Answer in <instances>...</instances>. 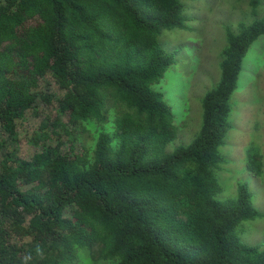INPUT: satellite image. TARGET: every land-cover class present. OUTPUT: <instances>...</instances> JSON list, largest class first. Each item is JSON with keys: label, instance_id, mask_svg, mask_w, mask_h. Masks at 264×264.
<instances>
[{"label": "trees", "instance_id": "16d2710c", "mask_svg": "<svg viewBox=\"0 0 264 264\" xmlns=\"http://www.w3.org/2000/svg\"><path fill=\"white\" fill-rule=\"evenodd\" d=\"M192 1L0 0V133L13 144L29 112L56 110L27 137L30 160L0 136V264H264V246L238 238L261 216L248 185L220 201L216 177L264 18L227 28L193 108L166 81L181 51L202 64L167 42L197 31ZM242 1L257 16L261 0ZM250 134L245 172L259 177L264 135Z\"/></svg>", "mask_w": 264, "mask_h": 264}, {"label": "rangeland", "instance_id": "374dc122", "mask_svg": "<svg viewBox=\"0 0 264 264\" xmlns=\"http://www.w3.org/2000/svg\"><path fill=\"white\" fill-rule=\"evenodd\" d=\"M256 15L253 16L247 1H192L189 16L197 21L192 22L197 31L188 35L187 32L180 30L168 32L167 42H169L168 46L171 49H174L175 45H189L194 49L196 47L197 50H193V53L202 60L200 66L195 70H190L189 63L194 56L186 51L179 53L177 68L173 69L172 72L170 70L166 80L168 84H176L178 97L188 95L191 98L193 95V102L190 105L193 108L197 106L199 93L213 84L208 75L214 66L210 68L209 65L211 63L216 64V56L225 42L227 28L238 31V25L241 22L250 24L256 19H263L264 0H261ZM192 40L196 42H192ZM42 85H40L41 88L45 90L46 86ZM232 101L234 109L230 120L233 128L229 131L226 144L221 149L226 156L227 163L223 164L216 173L218 182L222 187L217 199L224 201L234 198L237 195L238 184H247L253 204L261 216L256 220L244 222L239 227L238 238L248 246H264V173L259 177L246 173L244 159L245 149L248 147V133L251 131V134L255 136L264 135V36L255 41L247 54L240 76L239 89L234 93ZM38 111L40 116L35 117L32 112H29L27 117L23 119L19 126V140L15 143L11 144L12 141L8 140L7 135L0 133V136L2 135L6 139L9 147L11 149L17 148L19 156L26 160H30L37 152L35 145L29 142L27 137H32L34 132L39 129L42 118L56 114L53 107ZM192 119L189 120L192 122L184 129V132L182 131L179 142H187L192 137L193 132L197 130L198 118ZM231 133L234 135L230 139L232 144L229 145L227 141ZM78 258L71 264H92L85 253H80Z\"/></svg>", "mask_w": 264, "mask_h": 264}]
</instances>
